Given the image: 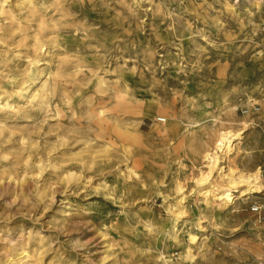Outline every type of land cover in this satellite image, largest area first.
<instances>
[{
  "label": "rangeland",
  "instance_id": "obj_1",
  "mask_svg": "<svg viewBox=\"0 0 264 264\" xmlns=\"http://www.w3.org/2000/svg\"><path fill=\"white\" fill-rule=\"evenodd\" d=\"M50 2L38 0L39 15L30 25L27 13L18 15V0H13L7 16L0 15V26L11 23L26 29L16 32L8 50L0 45V77H9L0 79V193L7 190L5 200L30 189L46 192L52 199L46 200L47 211L41 208L44 221L85 209L89 214L72 219L91 221L92 231H84L93 241L94 259L107 243L97 230L124 226L123 198L128 206L123 211L131 220L139 216L148 223L137 229V235L115 230L108 235L116 241L123 235L147 251L152 264H251V257L241 259L233 249L264 238V189L244 196L234 190L236 197L224 205L219 196L204 200L198 191L209 188V182L201 186L195 179L218 155L225 139L239 130L229 165L244 172L261 167L264 188V32L252 37L245 19L252 13L257 24L264 21V0L250 4L169 0V7L182 12L198 35L189 39L187 32L177 33L181 36L177 40L167 31L168 22L149 14L148 30L134 34L122 56L110 51L103 60L96 54V42L84 38L85 32L95 28L106 49H115L112 38L120 31L113 20L115 12L99 3L71 0L64 9L75 14L83 30H69L55 24L60 19V13L53 15L55 9L40 10V4ZM150 25L157 27L158 35L151 34ZM158 38L182 45L184 61H191L184 71L177 48L160 46ZM193 41L205 50L202 56L192 55ZM34 59L40 64L32 67L21 87L15 77ZM165 60L169 64L160 68ZM196 64L201 67L193 70ZM132 68L135 75L124 70ZM117 81L121 90L114 91ZM124 85L131 93L123 90ZM229 108L235 112L222 115ZM70 173L75 176L69 177ZM181 192L186 197L178 214ZM109 195L115 203L105 198ZM255 205L263 207L260 214L252 210ZM210 220L227 227L217 231L209 226ZM197 222L201 227L192 228ZM174 223L180 244L163 234ZM150 228L160 230L158 239L147 235ZM189 234L199 238V247L192 245L191 254L186 252ZM50 259L46 257L44 264Z\"/></svg>",
  "mask_w": 264,
  "mask_h": 264
},
{
  "label": "clouds",
  "instance_id": "obj_2",
  "mask_svg": "<svg viewBox=\"0 0 264 264\" xmlns=\"http://www.w3.org/2000/svg\"><path fill=\"white\" fill-rule=\"evenodd\" d=\"M71 0H51L50 3L40 4V10L46 13L49 9H55L53 15L57 12L60 13V19L55 21L56 25L64 27L66 29L76 28L77 31H82L83 26L79 21L75 19L74 13H67L64 9V4L70 3ZM83 5L85 0H78ZM89 3H99L104 9L115 12L113 20H115L117 28L120 30L113 38L112 43L115 45V49L108 50L106 45L98 40L99 32L90 27L85 32V39L89 41H95L98 47L96 48L97 56H100L103 60L104 56L109 55V52H114L117 56H122L127 49V46L131 43L132 37L136 33H144L148 30L149 25H146L145 21L148 20L149 14L153 19L160 18L163 22H168L167 31L175 39H181L183 33L189 34L188 38L193 39L199 34V30L195 29V25L189 20L184 18L182 12H178L176 9L169 7V0H88ZM184 0H180L183 4ZM242 0H236L237 4H240ZM38 0H18L15 5L20 11L18 15L26 16V23L31 24L34 19L39 15L37 12ZM244 3H251V0H244ZM13 6V0H2L0 3V15H8V9ZM254 14L249 13V16L245 17L247 20V26L251 29L252 37H255L258 33L264 32V21L259 24L255 22L252 17ZM50 23L47 25L52 26L51 18H48ZM61 21H70L71 23L61 24ZM19 23V21H17ZM39 23L44 25V18L41 17ZM242 27L244 26L241 21ZM127 25V27H125ZM152 27V35H158V29L154 25ZM195 29V30H194ZM25 28H14L11 23H5L0 26V45H3L5 50H8V42L13 40L16 32H25ZM100 31H103L101 29ZM88 32L92 35L89 36ZM180 33L181 36H178ZM160 46L169 45L177 48V58L180 64V70L184 71L188 64L191 63L184 61V55L182 51V45H177L175 41H166L163 38H158ZM208 43H212L211 40ZM121 44L124 48H121ZM215 46V45H214ZM39 51H43V46L38 47ZM101 50H104L103 56H101ZM167 51V47H165ZM204 49L195 41H193L192 55L202 56ZM176 63V61H171ZM40 64L38 59H34L30 62L28 68L15 79L21 81V87L24 86V78L31 74L32 67ZM169 64V61L165 60L159 65L160 68H164ZM147 67L152 71L155 76V68L148 63ZM201 67V65H193V70ZM100 69H103V63L100 65ZM131 71L133 75L136 74V69H124ZM41 71L37 68V74ZM3 80H9L7 75L0 77ZM121 90L119 88V81L114 86V91ZM123 90L131 93V89L127 85L123 86ZM264 107V105H262ZM235 112L234 108H229L226 113L222 115H231ZM39 184L36 185L38 189ZM99 195L100 193H95ZM7 190L0 193V264H44L46 257H50L48 264H152V257H149L147 251H141L139 248L134 247L128 240L121 235L119 241L113 240L108 232L115 230L118 234L127 232L132 235H137V229L144 226L147 221L142 220L139 216H136L134 220H131L129 214L124 212L123 209L128 206L122 203L121 198V213L125 215V223L121 228L120 225H114L112 228L105 230H97L96 235L100 237V240L107 241L104 245L103 254L94 259L96 253L92 251L94 247L92 239H89L85 233V229L92 231L89 227L91 221H85L83 219L73 220L72 217H83L86 213L85 209H80L78 212L65 213L64 217L55 221L42 220L43 211H47L50 206L46 203V200L51 201V197L46 195V192H37L36 189H30L27 194L23 192H15L8 200H5V196H8ZM130 195V193H129ZM106 199H115L110 195L105 197ZM258 210L257 208L253 209ZM238 211V209H237ZM203 218H201L202 220ZM131 220V222H130ZM209 226L220 231L226 228L227 225L221 223L216 224L210 220ZM192 228H200L201 223L197 222L191 225ZM206 230V229H204ZM187 231V227L182 229ZM235 231V229H232ZM161 234L160 230L150 228L147 230V235L152 239H158ZM166 238L174 239L175 243L180 244L178 239L180 233L176 231L175 223L171 230L163 233ZM197 237L189 234L188 247L191 250L192 245L196 244ZM99 242V241H98ZM241 259L248 257L252 258L251 264H264V238L260 239L257 243L245 245L239 249H233ZM201 256L204 252L201 251ZM139 257V259H138ZM161 256H157L155 259H162ZM189 259H194L189 255Z\"/></svg>",
  "mask_w": 264,
  "mask_h": 264
},
{
  "label": "bare ground",
  "instance_id": "obj_3",
  "mask_svg": "<svg viewBox=\"0 0 264 264\" xmlns=\"http://www.w3.org/2000/svg\"><path fill=\"white\" fill-rule=\"evenodd\" d=\"M240 137H241V132L238 130L237 135L226 138L218 155L216 156L213 155L210 158V160H208L209 162L207 163L208 166L206 170L199 171L201 173V177L197 179L194 178L196 180V183L201 186L205 182L207 181L209 182V186H210L209 188L205 189L203 187L202 188L200 187L201 189L199 188L198 191L199 193L205 196L204 200L205 198H208V196L211 195L215 196V198L219 196V198L223 201L224 205H226L230 200L236 197L233 194L234 190H238L239 192L238 195L240 196L251 195L263 191L264 188L261 182L262 180L261 167H257L255 170L250 172H244L243 170L235 169L234 167L229 165V161L231 159L232 153L236 148L235 147L236 143L240 140ZM227 160H228V165L227 166L223 165V163L227 162ZM216 174L218 178L216 177ZM74 176H75L74 173L69 174V177H74ZM181 189L182 188L179 187V191H181ZM217 191L218 193L215 195ZM181 194L182 195L177 204L179 206V208H177V210L179 211L177 212L178 214L182 212L183 201L186 197V196L184 197L183 192H181ZM191 235H195V234H191ZM195 236L198 238L197 235ZM186 252L191 254L190 249H188V251Z\"/></svg>",
  "mask_w": 264,
  "mask_h": 264
},
{
  "label": "built area",
  "instance_id": "obj_4",
  "mask_svg": "<svg viewBox=\"0 0 264 264\" xmlns=\"http://www.w3.org/2000/svg\"><path fill=\"white\" fill-rule=\"evenodd\" d=\"M254 208H257L258 210L254 211V210H253ZM252 210H253L254 212L260 214V213L262 212V210H263V207H262L261 205H255V206L252 208Z\"/></svg>",
  "mask_w": 264,
  "mask_h": 264
}]
</instances>
